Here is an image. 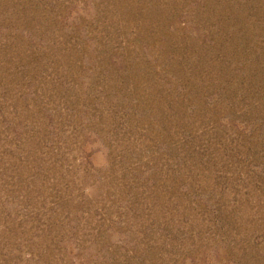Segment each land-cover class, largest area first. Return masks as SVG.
Returning a JSON list of instances; mask_svg holds the SVG:
<instances>
[{"label":"rangeland","instance_id":"rangeland-1","mask_svg":"<svg viewBox=\"0 0 264 264\" xmlns=\"http://www.w3.org/2000/svg\"><path fill=\"white\" fill-rule=\"evenodd\" d=\"M0 264H264V0H0Z\"/></svg>","mask_w":264,"mask_h":264}]
</instances>
